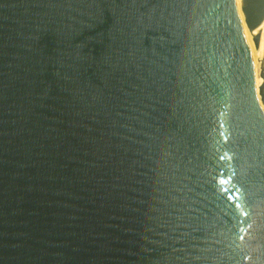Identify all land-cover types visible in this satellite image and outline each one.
<instances>
[{"label": "water", "instance_id": "obj_1", "mask_svg": "<svg viewBox=\"0 0 264 264\" xmlns=\"http://www.w3.org/2000/svg\"><path fill=\"white\" fill-rule=\"evenodd\" d=\"M0 264H264V0H0Z\"/></svg>", "mask_w": 264, "mask_h": 264}]
</instances>
